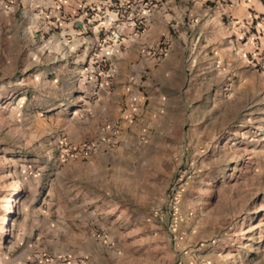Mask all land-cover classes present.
Masks as SVG:
<instances>
[{"label":"rangeland","instance_id":"1","mask_svg":"<svg viewBox=\"0 0 264 264\" xmlns=\"http://www.w3.org/2000/svg\"><path fill=\"white\" fill-rule=\"evenodd\" d=\"M132 1L86 2L87 53L48 19L0 17V264H264V40L233 87L193 88L152 129L148 111L119 159L122 96L81 107L96 66L120 65Z\"/></svg>","mask_w":264,"mask_h":264},{"label":"crops","instance_id":"2","mask_svg":"<svg viewBox=\"0 0 264 264\" xmlns=\"http://www.w3.org/2000/svg\"><path fill=\"white\" fill-rule=\"evenodd\" d=\"M87 1L98 2L6 0V6L0 7V17L11 14L17 16L26 12L31 17V24L39 22L38 18H43L44 21L48 19L47 23L52 27L59 26L62 29V35L76 40L81 48L80 52L87 53L85 45L90 43L91 38L83 35L87 33L86 26L88 29L92 26L89 18L91 15H87L85 10ZM125 32L126 38L121 42L124 49L120 65L118 68L114 67V74L110 79L107 73L99 72L100 68L96 66L100 79L99 89H96L95 78L91 80L93 84L89 89L96 100L93 104L81 107L82 112H91L92 117L106 116L109 109L107 100L115 94L122 96L119 107L122 111V142L120 147L113 150L116 153L113 156L119 159L124 158L127 153L131 154L130 158L139 154L136 141L139 143L143 133L136 134L135 139L133 133L145 127L142 122L148 111L151 114L146 117L145 122H151L149 127L152 129L156 125L154 119L158 117L155 111H161L163 116L166 112L173 111L176 104L185 105L184 98L193 88H209L215 84H227L229 87L235 85L243 73L242 67L249 68L245 61L246 54L254 51L257 39L264 40V4L260 0H160L159 7L152 10L142 33L134 34L130 28ZM243 38L244 42L241 41ZM159 48L165 50L160 58L157 56ZM98 62L96 58L89 57L83 67L84 72L86 69L93 71V65ZM126 66L130 72H135L121 76L118 70H124ZM144 70L147 72L142 80L140 74ZM120 80L122 83L117 84ZM132 83H140L138 87L144 89L139 92L137 87L130 91ZM109 85L116 87L112 90ZM144 92L146 97H140ZM129 96L135 99L132 105L128 100ZM144 101H147L145 107ZM131 110L140 117L132 125ZM133 143L135 147L132 146ZM98 152L99 156L104 154L103 150ZM97 158L95 161L99 160ZM101 167L99 164V168ZM113 168L119 174L122 173L121 165H114Z\"/></svg>","mask_w":264,"mask_h":264},{"label":"built area","instance_id":"3","mask_svg":"<svg viewBox=\"0 0 264 264\" xmlns=\"http://www.w3.org/2000/svg\"><path fill=\"white\" fill-rule=\"evenodd\" d=\"M5 2L6 0H0V7H5ZM153 8L154 5H152L149 0H137L129 3L123 11L125 14L124 18L126 28H130L134 34L142 33L147 25L148 18L151 15ZM157 52V56L160 58L164 54L165 50L163 48H159ZM106 55H109V52H106Z\"/></svg>","mask_w":264,"mask_h":264},{"label":"trees","instance_id":"4","mask_svg":"<svg viewBox=\"0 0 264 264\" xmlns=\"http://www.w3.org/2000/svg\"><path fill=\"white\" fill-rule=\"evenodd\" d=\"M264 4V0H260Z\"/></svg>","mask_w":264,"mask_h":264}]
</instances>
